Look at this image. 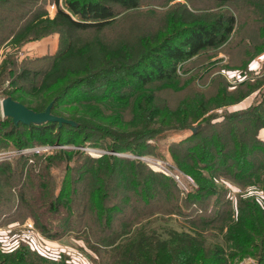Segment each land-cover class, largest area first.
Masks as SVG:
<instances>
[{"label": "rangeland", "instance_id": "rangeland-1", "mask_svg": "<svg viewBox=\"0 0 264 264\" xmlns=\"http://www.w3.org/2000/svg\"><path fill=\"white\" fill-rule=\"evenodd\" d=\"M64 1L59 0V5ZM2 3L0 264H14V253L20 249H25V260L30 264H106L103 242L121 244L132 239L136 231L152 236L155 231H199L206 242L222 247L226 264H264V243L258 239L253 240L257 248L233 258H229L232 245L222 240L228 225L239 216L241 202H246L249 210L251 203L264 207V0H140L138 9L114 7L115 22L100 31L73 29L55 17L57 6L52 0ZM35 3H41L39 7L46 11L36 21L30 14ZM34 12L38 13V9ZM227 16H233L234 28L226 42L181 65L174 80L140 87L125 77V64L140 59L174 32L195 24L209 25ZM67 49L69 52L58 64L52 60ZM54 63L57 68L51 74ZM62 66L67 67L66 77ZM23 71L27 75L20 79ZM101 73H109V79L116 76L128 85L121 91L125 94L110 95V100L118 104L81 99L91 94L104 96L101 89L84 93L94 83L81 87L75 93L77 99L59 100L54 107L53 99L63 92L65 80L92 81ZM6 98L34 112H43L52 103V115L70 120L75 126L79 121L88 127L85 145H42L34 141L19 148L25 143L22 129L7 140L11 127L6 122L10 118L4 117L2 111ZM209 123L217 128L213 131ZM202 126L205 133L192 139L189 147L219 139L225 145V154L233 150L231 140L249 164L248 176L241 181L216 175L212 180L216 194L208 196L200 192L191 175L181 170L173 153L182 155L187 145L182 142L196 135ZM232 126L237 132L234 139L228 134ZM193 128H197L195 133ZM138 138L146 139L136 149H124ZM103 156L131 164L121 166L118 162L123 172L107 177L99 168L98 160ZM221 157L216 155L217 159ZM186 163L192 165L190 161ZM228 163L231 162L228 160L227 166ZM204 165L200 163V172L207 175ZM131 167L136 173L133 180L150 188L149 205L136 196L141 190L134 191L130 184ZM95 170L99 171L103 190L108 192L105 206H117L110 224L105 219L98 223L89 200L93 179L88 172ZM167 178L171 180L166 182ZM43 185L48 186V194ZM62 187L68 193L73 190L69 209L58 206V210L50 211L49 204ZM195 193H199L198 199L191 196ZM66 217L77 221L63 226Z\"/></svg>", "mask_w": 264, "mask_h": 264}, {"label": "trees", "instance_id": "trees-1", "mask_svg": "<svg viewBox=\"0 0 264 264\" xmlns=\"http://www.w3.org/2000/svg\"><path fill=\"white\" fill-rule=\"evenodd\" d=\"M25 1L27 2V0ZM103 1L107 2V4ZM213 1L227 3L230 0ZM0 4H3L2 0H0ZM39 4L41 5V3L34 4V11L38 9V13H35L34 11L30 13L33 15L32 19L34 21L37 20V17L41 19L45 16L44 13L46 11L44 8H41V6L39 7ZM52 4L57 6L55 17L63 19L73 29H93L100 31L115 22L117 13L115 12L114 7L121 8L123 10L138 9L140 7V0H65L62 6L59 5V0H52ZM223 19H218L216 22L209 25L195 24L174 32L170 36L166 37L154 49L145 53L140 59L130 64H125L123 66L125 67V77L132 79L133 82L131 81V84L140 87H145L153 83L174 80L177 78V72L181 65L192 60L202 51L215 48L226 42L227 38L233 32L234 18L233 16H227ZM69 49H67L65 53L61 54L58 58L52 60L54 62L57 61L58 64L59 60L69 52ZM57 64L54 63V68L52 69L51 74L56 70ZM60 69L64 71V77H66L67 67L62 66ZM26 75V72L23 71L18 77L22 79ZM108 75L109 73H101L91 78L92 81H77L76 79H69L67 83V80H65V85L62 90L63 92L61 94L59 93V95L53 99L54 107L58 105L59 100L61 102L65 100L67 102L72 98L74 100L77 99V97L74 96L76 92L79 93V89H81V87L85 88L89 84L94 83L95 86L92 89L84 90V93L101 89V93H103L104 96L97 97L91 94L88 96H82L81 99H95L97 102L109 103L111 106L118 104L119 102L117 103L110 100V95L114 93L123 94L124 92L121 91L126 89L128 85L123 84V81L120 82L116 76L115 79H109ZM99 84L101 86L98 88L97 85ZM226 90L227 89L225 88L224 92H226ZM72 120L76 121L75 119ZM6 122H8L11 127L9 129L7 140H10V138L16 134H20L18 133L20 129L23 130L21 138L25 140V143L18 146L19 148L28 145V143L30 145L34 141H37L42 145L63 144L84 146L88 139L86 136L87 134L85 133L88 127H84V125L79 121L78 125L74 127L66 124L59 126L57 123H44L40 125L31 124L28 126L22 124L14 125L12 124L11 119H7ZM209 125L213 131L217 128L216 125L214 126L210 123ZM203 128H205V126H202L199 132L192 138H188V140H184L182 142L187 144L186 150H184L182 155L177 152L173 153L175 154L174 157L177 160V163H179L181 170L191 175L199 185L198 188L200 192L204 191V195L208 196L216 194L212 190L214 186L212 180L216 175L221 176L222 174L228 177L233 176V178L241 181L243 176H248L246 167L249 166V164L246 162L244 154L235 147L231 140L230 142L233 145V150L230 151V153L225 154L223 153V146L225 145L224 143L221 144L219 139L214 140L211 138V140H204L202 145L193 144L189 147L188 144H192V139L196 140L198 136L205 133ZM52 130L56 131L55 134ZM228 134L230 135V139L237 137V132L234 130L233 126L231 132L229 131ZM3 139L5 141V136ZM78 139H80L79 142ZM145 139L146 138H138L133 142L131 141L132 143L130 142L127 144L124 149H136V147H139L138 145L142 144ZM12 143L16 146L13 140ZM109 149L117 150L114 146H110ZM213 149H216V155H220L222 157L217 159L216 155L213 154ZM62 155L63 157H66L65 153H62ZM67 157V159H70L69 155ZM228 160L231 162L230 164L228 163L229 166L226 164ZM98 161L100 163V171L107 177H110L114 173L117 174V171L123 172L120 167L131 164L127 160H124L126 162L124 163L123 159L115 157L107 158L103 156V158ZM186 161H190L192 165L188 166L190 164L186 163ZM118 162H121L120 167H118ZM198 163L199 167L200 163H206L202 169L207 173V175L200 172L201 167H198ZM98 170H95L92 173L88 172L93 179V183L91 184L93 189L90 193H88L89 200L92 204V210L96 212L95 214L97 216L96 219H98V223L101 222L102 219H105L106 223L110 224L112 215L117 211V206L113 205L108 208L105 206V201L108 198V192L103 190L105 187L104 184L102 185V182H100ZM129 171L131 172H129L130 175L128 176V179H130V184L134 186V191H136V189H139L138 191L141 190V194L136 192V196L139 197L145 205H149L148 201L150 198L148 190H150V188L148 187V184H144V186L139 183L137 184L135 180H133L136 176L134 168L131 167ZM170 180L171 179L167 178L166 182ZM166 182L161 184L166 186ZM108 184L109 183L106 182V188L109 191L110 188L108 187ZM42 187L44 192H47L48 194V186L43 185ZM61 190L62 191L55 198V200L50 204L48 203L50 211L58 210L60 208L58 206H62L66 210L69 209L68 207L71 203L73 190L69 193L66 187H62ZM161 190L163 189L161 188ZM164 194L167 195L166 192H164ZM197 195H199V193L191 194L193 199H198ZM216 202L218 204L220 203V200H216ZM193 204L195 203L193 202ZM251 204L249 210L246 202L240 203L238 209L239 216L235 222L228 225V230L225 233L226 235L222 238L224 243H227L228 245L231 244L233 247V250L229 252V258H233L238 254H247V249L249 248H257L258 246H255L253 241L254 239H258L260 243H264V207L261 208V206L257 203H253V205ZM53 213L54 212L50 214L54 215ZM62 221H64L62 225L67 226L69 221L72 225L77 220H72L70 217H66ZM201 225L204 224L201 222ZM134 231L132 233H134ZM153 233L155 234L154 236L151 234L145 235L142 232L136 231L132 239L128 241L125 240V243L123 242L121 244L108 241L103 242L101 249L103 250V253L106 254L105 263L226 264L225 258L227 255L224 253L225 251L222 247L220 245L206 242V237H203L199 231L191 233H178L176 231H170L160 234L155 231ZM130 235H128L127 238L130 237ZM24 251L25 249H20L14 253L16 255V261L14 264H30L25 260ZM259 255L263 256L262 254ZM3 261L6 263L7 260ZM260 261L263 262L262 259ZM57 264H64V261Z\"/></svg>", "mask_w": 264, "mask_h": 264}, {"label": "water", "instance_id": "water-1", "mask_svg": "<svg viewBox=\"0 0 264 264\" xmlns=\"http://www.w3.org/2000/svg\"><path fill=\"white\" fill-rule=\"evenodd\" d=\"M53 104L50 103L43 112H34L24 105L13 101L11 98H6L2 102L3 116L10 118L14 125L19 123L28 126L31 124L40 125L44 123H57L59 126L66 124L75 126L70 120L57 117L51 114ZM197 128H193L192 132L195 133Z\"/></svg>", "mask_w": 264, "mask_h": 264}, {"label": "built area", "instance_id": "built-area-1", "mask_svg": "<svg viewBox=\"0 0 264 264\" xmlns=\"http://www.w3.org/2000/svg\"><path fill=\"white\" fill-rule=\"evenodd\" d=\"M50 8L53 10L54 9V6L52 5Z\"/></svg>", "mask_w": 264, "mask_h": 264}, {"label": "crops", "instance_id": "crops-1", "mask_svg": "<svg viewBox=\"0 0 264 264\" xmlns=\"http://www.w3.org/2000/svg\"><path fill=\"white\" fill-rule=\"evenodd\" d=\"M52 244H56V243L52 242ZM56 245H57V244H56Z\"/></svg>", "mask_w": 264, "mask_h": 264}]
</instances>
